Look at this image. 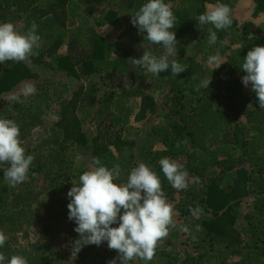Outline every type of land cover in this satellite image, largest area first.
Here are the masks:
<instances>
[{"label":"trees","instance_id":"obj_1","mask_svg":"<svg viewBox=\"0 0 264 264\" xmlns=\"http://www.w3.org/2000/svg\"><path fill=\"white\" fill-rule=\"evenodd\" d=\"M146 2L0 0V23L23 34L35 22L40 36L38 54L0 63V118L19 126L25 154L34 156L28 178L16 187L3 178L9 165H0L3 264L12 255L28 264H108L118 255L106 241L71 255L79 234L68 218L67 193L95 158L109 169L119 165L117 184L145 163L173 208L176 227L158 242L153 259L130 264H264V109L242 83L241 69L248 51L264 46V0H238L234 6L249 5L242 17L231 9L229 28L206 24L202 31L196 18L207 5L232 8L230 0H164L177 18L174 58L186 67L178 76L170 68L154 76L129 60L144 48L156 57L164 53L131 23ZM121 21L117 40L101 33ZM209 28L216 44L208 43ZM217 53L225 63L214 69L208 58ZM26 83L35 86L34 95L16 92ZM52 111L58 119L49 124ZM37 128L42 135L34 139ZM164 157L187 170V188L167 181L158 163ZM189 206L202 212L194 217Z\"/></svg>","mask_w":264,"mask_h":264},{"label":"clouds","instance_id":"obj_2","mask_svg":"<svg viewBox=\"0 0 264 264\" xmlns=\"http://www.w3.org/2000/svg\"><path fill=\"white\" fill-rule=\"evenodd\" d=\"M176 19L170 5L164 0H147L139 10L131 14L132 25L138 28L140 34L146 33L144 40L164 48V53L159 57L144 48L142 57L129 59L135 68L154 76L169 68L174 76L186 71V67L174 58L178 54V41L176 33L171 29ZM196 20L201 31L206 24L213 25L216 30H224L233 23L231 10L226 4L210 8ZM36 31L35 22L23 34L16 31L11 22L0 23V63L27 61L32 55L38 54L34 52L40 41ZM208 32V43L216 44L217 32L212 28ZM208 63L215 64L216 69L225 62L217 53L208 58ZM241 69L246 73L242 83L251 87L260 108L264 109V46H255L249 50L243 58ZM36 91L33 84L26 83L22 94L27 97ZM12 99L20 102L19 96H13ZM19 137L20 129L14 121L0 118V165H9L3 171V178L10 188L26 181L34 160V156L25 154ZM158 163L173 188H187L189 174L180 162L164 157ZM93 165L79 176V183H72L73 187L67 193L70 199L67 205L68 218L75 222L74 231L79 234L78 239L71 241L72 258L84 246H100L106 241L108 248L118 253L108 264H117V261L130 264L137 259L151 261L158 242L169 235L170 227H176L172 205L167 202L158 174L145 163H139L131 169L126 183L117 184L114 179L120 175L118 164L109 169L99 158H95ZM189 211L195 217L202 209L189 206ZM114 224L119 226L113 227ZM181 227L188 232L187 226ZM6 240V235L0 231V247ZM5 259L0 254V264ZM8 264L28 262L22 256L12 255Z\"/></svg>","mask_w":264,"mask_h":264},{"label":"rangeland","instance_id":"obj_3","mask_svg":"<svg viewBox=\"0 0 264 264\" xmlns=\"http://www.w3.org/2000/svg\"><path fill=\"white\" fill-rule=\"evenodd\" d=\"M237 1L238 0H232V1L230 0V3H232V8H230V10L232 9L233 10V13L236 12L240 17H242L243 13L247 11V8H248L249 5L246 3V5L243 4V5H239V6H234V5L237 4ZM212 7H214V5H207L208 10L210 8H212ZM122 22H124V21H121L117 26H113V25H110V24H105L104 26H102L100 28V31H101V33L104 36H107L109 40H111V39L112 40H117V38L123 32V26H124V24ZM62 50H63V52H65L66 51V47L62 48ZM209 66H214V64H211V65L209 64ZM215 67H216V65H215ZM24 85L25 84H22V85L18 86L16 92H20L21 93ZM72 85L76 87L77 86V81H74L73 80L72 81ZM69 87L72 88L71 85ZM136 103L137 102H135V104ZM57 116L58 115L56 114V111H52L46 117V120L48 121L49 124H54L57 121V119H58ZM133 124L135 126H137L135 123H133ZM41 135H42V129L41 128H37V129L34 130V132H33L34 139H37ZM77 161H78V163H82L83 162L82 157L79 158Z\"/></svg>","mask_w":264,"mask_h":264}]
</instances>
